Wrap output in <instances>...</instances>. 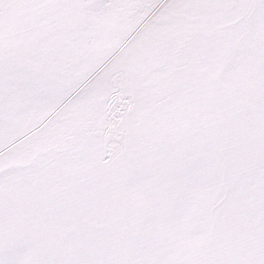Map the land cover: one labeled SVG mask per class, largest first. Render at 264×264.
Returning <instances> with one entry per match:
<instances>
[{"label": "snow or ice", "instance_id": "obj_1", "mask_svg": "<svg viewBox=\"0 0 264 264\" xmlns=\"http://www.w3.org/2000/svg\"><path fill=\"white\" fill-rule=\"evenodd\" d=\"M0 264H264V0H0Z\"/></svg>", "mask_w": 264, "mask_h": 264}]
</instances>
